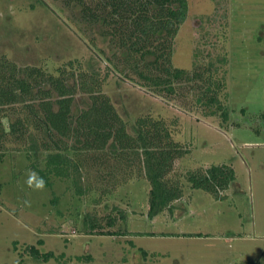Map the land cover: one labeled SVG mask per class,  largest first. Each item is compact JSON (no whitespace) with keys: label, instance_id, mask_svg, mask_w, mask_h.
Returning a JSON list of instances; mask_svg holds the SVG:
<instances>
[{"label":"rangeland","instance_id":"obj_1","mask_svg":"<svg viewBox=\"0 0 264 264\" xmlns=\"http://www.w3.org/2000/svg\"><path fill=\"white\" fill-rule=\"evenodd\" d=\"M187 1L173 64L190 67L193 50L196 61L226 51L227 125L185 112L111 74L102 90L128 124L144 113L176 119L173 139L190 149L175 160L177 174L227 163L234 170L233 184L216 199L182 180L183 197L172 211L148 217L149 185L142 177L93 205L89 197H76L63 180L43 191L29 188L27 160L13 150L0 162V264H58L53 258L18 263L24 244L63 253L61 264H84L74 258L83 254L91 255L90 264H264V0ZM73 15L59 0H0V55L49 71L69 60L86 66L92 55L89 38L97 35ZM97 42L106 45L98 37ZM96 64L103 75V65ZM115 205L127 210L125 221L110 229L116 234L82 232L84 210L104 216Z\"/></svg>","mask_w":264,"mask_h":264},{"label":"trees","instance_id":"obj_2","mask_svg":"<svg viewBox=\"0 0 264 264\" xmlns=\"http://www.w3.org/2000/svg\"><path fill=\"white\" fill-rule=\"evenodd\" d=\"M59 2L73 12L79 25L97 35L88 41L91 60L86 66L69 60L49 71L42 65H19L0 55V162L11 151H20L27 167L45 179V187L51 188L56 179L63 180L76 197H89L93 205L120 185L142 177L149 185L148 217L172 211L174 202L183 197L182 180L189 188L223 198L235 180L231 165L211 164L177 174L175 160L190 149L173 139L171 124L176 119L171 122L144 113L128 124L102 90L111 74L185 112L216 118L220 126L227 125L226 51L196 61L193 50L190 67L173 64L175 38L188 16V1ZM97 37L105 47L98 44ZM96 60L103 65V75ZM56 202L54 196L51 203ZM126 215L127 210L116 205L104 216L84 210L80 216L82 232L116 234L110 229L121 225ZM123 233L118 230L119 235ZM17 253L18 263L53 258L61 264L64 258L63 253L40 251L34 244H24ZM74 258L84 264L92 260L90 254Z\"/></svg>","mask_w":264,"mask_h":264},{"label":"clouds","instance_id":"obj_3","mask_svg":"<svg viewBox=\"0 0 264 264\" xmlns=\"http://www.w3.org/2000/svg\"><path fill=\"white\" fill-rule=\"evenodd\" d=\"M25 183L35 191H43L46 186L45 179L34 169L28 170ZM25 203L30 204V201H25Z\"/></svg>","mask_w":264,"mask_h":264}]
</instances>
